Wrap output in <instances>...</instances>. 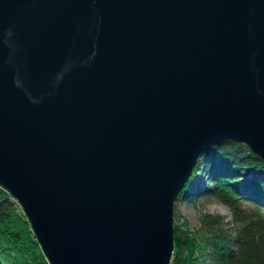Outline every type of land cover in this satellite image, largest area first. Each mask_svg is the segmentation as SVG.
Here are the masks:
<instances>
[{
	"label": "water",
	"instance_id": "95a60500",
	"mask_svg": "<svg viewBox=\"0 0 264 264\" xmlns=\"http://www.w3.org/2000/svg\"><path fill=\"white\" fill-rule=\"evenodd\" d=\"M228 137L264 157V0H0V182L52 264H170Z\"/></svg>",
	"mask_w": 264,
	"mask_h": 264
},
{
	"label": "trees",
	"instance_id": "16d2710c",
	"mask_svg": "<svg viewBox=\"0 0 264 264\" xmlns=\"http://www.w3.org/2000/svg\"><path fill=\"white\" fill-rule=\"evenodd\" d=\"M203 194L226 202L232 216L201 211L203 235L197 239L174 227L170 264H264L263 155L231 137L213 143L177 198L196 202ZM0 264H51L21 203L1 183Z\"/></svg>",
	"mask_w": 264,
	"mask_h": 264
},
{
	"label": "rangeland",
	"instance_id": "374dc122",
	"mask_svg": "<svg viewBox=\"0 0 264 264\" xmlns=\"http://www.w3.org/2000/svg\"><path fill=\"white\" fill-rule=\"evenodd\" d=\"M203 210L220 212L225 216L226 219L231 218L232 216L231 209L228 204L218 198L216 195L204 196L203 194V196L201 195L197 198L196 202L188 198L180 197L176 199L175 203V229H177L179 232L182 230L187 236H193L196 239L198 237H202L203 228L201 226V211ZM197 249L199 248L195 249V254L199 251Z\"/></svg>",
	"mask_w": 264,
	"mask_h": 264
},
{
	"label": "bare ground",
	"instance_id": "6f19581e",
	"mask_svg": "<svg viewBox=\"0 0 264 264\" xmlns=\"http://www.w3.org/2000/svg\"><path fill=\"white\" fill-rule=\"evenodd\" d=\"M210 146H212V145H210ZM210 146H209V147H210ZM179 194H180V193H179ZM178 196H179V195H178ZM46 255H47V254H46ZM47 257H48V255H47ZM48 259H49V258H48ZM49 260H50V259H49ZM50 263H51V261H50ZM51 264H52V263H51Z\"/></svg>",
	"mask_w": 264,
	"mask_h": 264
}]
</instances>
